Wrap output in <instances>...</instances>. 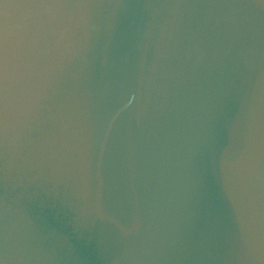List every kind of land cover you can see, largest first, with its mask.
Returning <instances> with one entry per match:
<instances>
[{
  "label": "water",
  "instance_id": "water-1",
  "mask_svg": "<svg viewBox=\"0 0 264 264\" xmlns=\"http://www.w3.org/2000/svg\"><path fill=\"white\" fill-rule=\"evenodd\" d=\"M0 264H264V0H0Z\"/></svg>",
  "mask_w": 264,
  "mask_h": 264
}]
</instances>
